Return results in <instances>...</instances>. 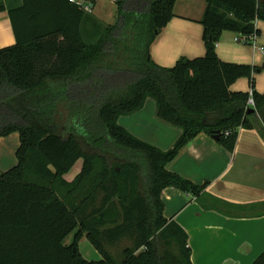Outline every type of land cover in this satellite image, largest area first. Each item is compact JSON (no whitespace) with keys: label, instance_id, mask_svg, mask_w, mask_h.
Listing matches in <instances>:
<instances>
[{"label":"trees","instance_id":"1","mask_svg":"<svg viewBox=\"0 0 264 264\" xmlns=\"http://www.w3.org/2000/svg\"><path fill=\"white\" fill-rule=\"evenodd\" d=\"M38 1L9 10L17 42L0 48V137H20L17 164L0 173V264H192L188 234L164 216L162 192L199 196L209 181L196 183L168 164L201 133L234 151L240 128H253L255 118L264 124V93L253 89L250 112L251 94L230 88L261 68L216 52L224 31L260 34L264 0H207L206 54L172 67L152 59L151 45L176 0H118L116 22L99 23L90 40L80 7L65 0L62 13L51 8L58 0ZM149 97L160 119L182 129L169 150L118 122ZM79 159L81 172L67 181ZM85 236L101 259L82 255ZM124 237L133 244L119 258L108 245ZM252 264H264V251Z\"/></svg>","mask_w":264,"mask_h":264},{"label":"crops","instance_id":"2","mask_svg":"<svg viewBox=\"0 0 264 264\" xmlns=\"http://www.w3.org/2000/svg\"><path fill=\"white\" fill-rule=\"evenodd\" d=\"M23 3L24 0H0V6H5L0 10V48L16 44L9 10ZM206 7L207 0H176L174 15L151 45V57L156 63L172 67L181 57L206 54L205 28L201 23ZM51 8L62 13L68 10L65 0H58ZM117 16V3L96 2L94 10L83 18L84 37L90 40L99 23L113 24ZM255 24L260 30L255 45L237 41L240 35L234 31H224L216 44L223 61L261 68L253 79L239 78L231 85L232 91L251 93L255 89L264 93V20L258 19ZM148 104H152V112L147 110ZM156 110V100L149 97L143 108L121 115L118 122L136 137L169 150L182 129L160 119ZM254 125L239 129L234 151L201 133L168 164L169 170L196 183L209 181L199 196L174 187L162 192L164 216L175 220L188 234L192 264H252L264 251V124L255 118ZM76 165L64 175L67 181H73L81 172L83 163L75 170Z\"/></svg>","mask_w":264,"mask_h":264},{"label":"rangeland","instance_id":"3","mask_svg":"<svg viewBox=\"0 0 264 264\" xmlns=\"http://www.w3.org/2000/svg\"><path fill=\"white\" fill-rule=\"evenodd\" d=\"M148 111H153L152 104L147 105ZM19 147V132H12L11 134L7 136L0 137V168L2 170H8L15 166L18 162L16 152ZM79 162V163H78ZM77 165L73 169H77L78 166L83 163V159H79L77 161ZM113 168L117 167V164H114L112 166ZM2 171H0L1 173ZM76 178V177H75ZM74 178V179H75ZM121 194H117L114 197V200L118 203L119 197ZM101 198L99 197V200ZM99 204V203H98ZM120 208V206H119ZM116 210H113L115 212ZM113 224L111 222H108L106 225H104V228L111 227ZM74 238V233L70 234V236L66 239V243L72 242ZM133 244V239L131 237H124L117 243H114L113 245H108V248L111 250L112 253H114L116 256L121 258L122 251L127 246H131ZM159 246L161 249V252H163L166 249V245L163 242H159ZM79 247L82 255L89 259V260H99L101 258V254L99 251L95 248V246L91 243V241L88 238L83 237L79 242ZM174 252L177 253L176 247L174 246L172 248Z\"/></svg>","mask_w":264,"mask_h":264},{"label":"built area","instance_id":"4","mask_svg":"<svg viewBox=\"0 0 264 264\" xmlns=\"http://www.w3.org/2000/svg\"><path fill=\"white\" fill-rule=\"evenodd\" d=\"M98 1H107V2H111V3H117L118 0H70V2L76 4L78 7H80L83 11L85 12H92L94 10V6L95 3ZM256 37L257 35H253L249 38L244 37V36H240L237 41H240L242 43H246V44H256ZM253 91L250 93L251 96L248 100V103L251 107H254V98L252 96Z\"/></svg>","mask_w":264,"mask_h":264},{"label":"water","instance_id":"5","mask_svg":"<svg viewBox=\"0 0 264 264\" xmlns=\"http://www.w3.org/2000/svg\"><path fill=\"white\" fill-rule=\"evenodd\" d=\"M253 111H255V108L251 107L250 112H253ZM215 138H217V136Z\"/></svg>","mask_w":264,"mask_h":264}]
</instances>
